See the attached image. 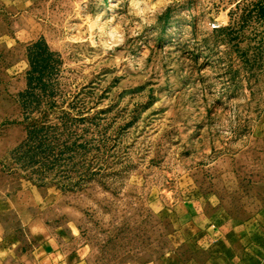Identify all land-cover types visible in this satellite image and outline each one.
<instances>
[{
	"label": "rangeland",
	"instance_id": "rangeland-1",
	"mask_svg": "<svg viewBox=\"0 0 264 264\" xmlns=\"http://www.w3.org/2000/svg\"><path fill=\"white\" fill-rule=\"evenodd\" d=\"M260 132L264 0H0V213L22 246L258 257Z\"/></svg>",
	"mask_w": 264,
	"mask_h": 264
},
{
	"label": "crops",
	"instance_id": "crops-1",
	"mask_svg": "<svg viewBox=\"0 0 264 264\" xmlns=\"http://www.w3.org/2000/svg\"><path fill=\"white\" fill-rule=\"evenodd\" d=\"M260 134L264 137V132ZM257 217L259 242L263 243L258 247L261 252H258V257L247 258V255L241 258L235 257L230 264H264V207ZM56 245V241L50 240L40 249L28 246L27 243L22 246L16 238H13L11 226L0 213V264H88L81 251L68 254L62 252Z\"/></svg>",
	"mask_w": 264,
	"mask_h": 264
}]
</instances>
